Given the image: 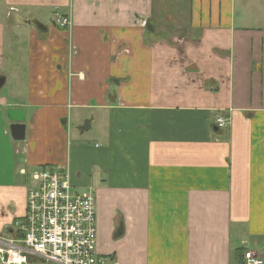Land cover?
<instances>
[{"label": "crops", "instance_id": "1", "mask_svg": "<svg viewBox=\"0 0 264 264\" xmlns=\"http://www.w3.org/2000/svg\"><path fill=\"white\" fill-rule=\"evenodd\" d=\"M185 6L0 0V237L49 167L95 194L103 264L264 260V0Z\"/></svg>", "mask_w": 264, "mask_h": 264}, {"label": "built area", "instance_id": "2", "mask_svg": "<svg viewBox=\"0 0 264 264\" xmlns=\"http://www.w3.org/2000/svg\"><path fill=\"white\" fill-rule=\"evenodd\" d=\"M56 23L71 25L61 18ZM216 124L221 129L229 125L224 118ZM20 174L28 171L21 169ZM28 175L26 215L17 224L21 238L0 237V264H103L97 252L95 194L76 191L62 169L39 168ZM244 259L245 264H263L253 252Z\"/></svg>", "mask_w": 264, "mask_h": 264}, {"label": "rangeland", "instance_id": "3", "mask_svg": "<svg viewBox=\"0 0 264 264\" xmlns=\"http://www.w3.org/2000/svg\"><path fill=\"white\" fill-rule=\"evenodd\" d=\"M186 1L187 0H155V3H156V6L159 10L160 13L162 14H168V13H171V11L174 12V14H184L185 13V10H186ZM162 16V15H161ZM164 16V15H163ZM162 25L160 24V27ZM164 27L166 26L165 23L163 25ZM21 65H23L24 63H22V61H20ZM7 88V87H6ZM17 88H20V85L17 87ZM17 88L16 90H14V93L15 94H20L18 91H17ZM219 119V118H218ZM217 119V120H218ZM24 221V218L22 220H20L19 222V225L21 226L22 223ZM20 226H18L19 230L22 231L20 229ZM21 233V232H20ZM21 238V236H20ZM262 259V258H261ZM263 264H264V260H263Z\"/></svg>", "mask_w": 264, "mask_h": 264}, {"label": "water", "instance_id": "4", "mask_svg": "<svg viewBox=\"0 0 264 264\" xmlns=\"http://www.w3.org/2000/svg\"><path fill=\"white\" fill-rule=\"evenodd\" d=\"M5 83H6V78L0 75V90L4 87ZM13 111L8 112L9 118L12 116ZM19 113H22V112L19 110ZM12 121L13 123L10 126V131H11V135L14 141H17V142L24 141L26 138V125L24 124V119H17V120L12 119Z\"/></svg>", "mask_w": 264, "mask_h": 264}, {"label": "trees", "instance_id": "5", "mask_svg": "<svg viewBox=\"0 0 264 264\" xmlns=\"http://www.w3.org/2000/svg\"><path fill=\"white\" fill-rule=\"evenodd\" d=\"M239 256L242 257V254H240Z\"/></svg>", "mask_w": 264, "mask_h": 264}]
</instances>
